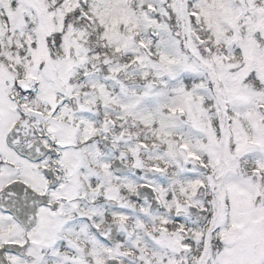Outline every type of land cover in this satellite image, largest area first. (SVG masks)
<instances>
[{
  "label": "snow or ice",
  "instance_id": "1",
  "mask_svg": "<svg viewBox=\"0 0 264 264\" xmlns=\"http://www.w3.org/2000/svg\"><path fill=\"white\" fill-rule=\"evenodd\" d=\"M0 264H264V0H0Z\"/></svg>",
  "mask_w": 264,
  "mask_h": 264
}]
</instances>
